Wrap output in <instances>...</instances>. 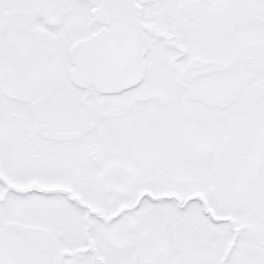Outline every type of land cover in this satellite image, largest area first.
Instances as JSON below:
<instances>
[{
    "label": "snow or ice",
    "instance_id": "snow-or-ice-1",
    "mask_svg": "<svg viewBox=\"0 0 264 264\" xmlns=\"http://www.w3.org/2000/svg\"><path fill=\"white\" fill-rule=\"evenodd\" d=\"M0 264H264V0H0Z\"/></svg>",
    "mask_w": 264,
    "mask_h": 264
}]
</instances>
